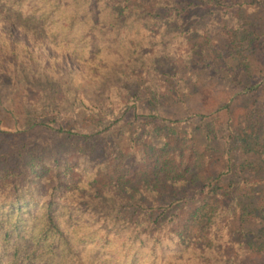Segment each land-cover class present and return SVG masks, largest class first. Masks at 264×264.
<instances>
[{
  "label": "trees",
  "instance_id": "trees-1",
  "mask_svg": "<svg viewBox=\"0 0 264 264\" xmlns=\"http://www.w3.org/2000/svg\"><path fill=\"white\" fill-rule=\"evenodd\" d=\"M164 1L169 3H156L154 12L150 0H0V72L7 62L21 58L41 61L48 70L53 55L78 62L82 77L95 82L114 69L122 54L127 67L123 76H142L151 67L164 68L165 62L173 67L168 47L159 44L168 30L193 38L195 64L211 70L226 66L223 57L239 53L230 21L222 29L224 45L218 53L207 29L197 23L211 17L212 6L227 14L224 3ZM251 1L256 6L238 0L233 7L258 8L261 3ZM199 8L206 10L196 21L192 12ZM152 18L161 19L159 39H150L142 27V35L132 40L127 22L137 19L148 26ZM175 19L178 24L169 25ZM8 29L22 38L14 39ZM104 30L115 32V47L114 41L107 46L101 40ZM135 61L140 72L131 68ZM243 68L227 71L241 93L254 99L234 122L227 103L215 110L226 115L220 156L201 155L192 133H179L174 121L153 114L144 115L153 118L145 122L152 123L145 130L151 138L137 147L139 138L108 148L94 131L37 120L29 129L44 125L65 142L57 147L22 142L18 147L11 135L19 128L0 126V264H264V203L247 205L244 185L249 181L236 184L230 178L242 171L241 165L237 170L232 142H245L248 123L256 118V97L264 91V76L241 83ZM169 69L162 74L174 76ZM184 74L178 84H187L186 69ZM209 126L203 130L204 144L212 152L211 135L217 129L215 123ZM233 217L239 223L257 221L260 232L233 229Z\"/></svg>",
  "mask_w": 264,
  "mask_h": 264
},
{
  "label": "rangeland",
  "instance_id": "rangeland-1",
  "mask_svg": "<svg viewBox=\"0 0 264 264\" xmlns=\"http://www.w3.org/2000/svg\"><path fill=\"white\" fill-rule=\"evenodd\" d=\"M214 1L216 5L224 3L230 11L227 14L219 13L217 7L212 6L214 13L211 17L199 21L196 17L206 9H194L192 13L195 15L194 20L207 29L206 34L209 33L212 38L210 45L217 53L224 45L225 35L222 29L226 22L230 21L235 26L239 53L223 57L225 67H218L216 71L211 70L209 66L204 67L203 63L195 64L194 59L197 55L191 52L194 39H186L188 35L183 33L174 36L169 32L173 30L167 31L165 39L160 35L159 41L161 47H168V58L173 67L169 69L168 62H165L164 68L159 66L157 70L151 67L147 72L144 71L142 76L134 73L123 76L127 67L122 54L118 56L119 60L114 64V69L103 80L99 81L97 76L95 82L86 76L82 77L79 73L80 65L70 57L65 61H59L56 56H50L52 67L48 70L41 61L21 58L18 63L7 62L4 65L5 71L0 72V126L6 129L19 128V133L11 135L12 141L18 147L22 142L27 145L45 143L53 147L65 142V137H57L53 130L45 128L44 125L37 124L29 129L36 120L48 122L51 126L59 123L76 124L80 131H94L99 137H103L102 145L108 148L115 145L128 146L132 138H139L140 142L135 143L137 147L142 141L151 138L145 130L152 123L145 122L153 118L151 116L146 118L144 115L153 114L174 121L171 125L179 133H192L201 155L220 156L224 149V142L220 137L227 128L224 124L226 115L223 111L216 113L215 110L227 103L234 122L254 99L241 93V88L232 80L227 68L244 67L239 74L242 84L252 83L264 76V0H259L261 3L257 5L258 8H251L246 4L233 7L238 0ZM239 2L256 6L251 0ZM156 3L163 4L169 1L150 0L151 11H156L154 9ZM231 12L235 17L231 16ZM150 21L148 26L145 25V21L137 19L127 22L128 26L131 25L127 33H131L132 40L136 41L138 36L142 35V27H146L143 29L150 39H159L161 19L152 18ZM177 24L176 19L169 23ZM187 28L185 26V29ZM8 30L14 39L22 38L17 30ZM100 37L107 46L110 40L114 41L112 47L117 44L115 32L109 33L104 30ZM248 39L252 42L249 43ZM200 40L202 41V38ZM51 53L53 52L49 51L48 55ZM191 55L194 57L191 58ZM108 60L114 63L109 57ZM213 62L215 64L217 60ZM131 68L139 71V63L135 61ZM165 69L171 70L174 76L163 75L162 71ZM184 69L187 70V84L182 82L178 84V80L185 75ZM263 99L264 91L260 97H256L254 105L256 118L248 123L245 142H238V139L232 142L235 146L232 155L238 166L237 170L241 165L242 171L240 173L235 171L230 178L236 184L245 179L249 181L248 185H244V190L248 192L244 202L251 206L264 203ZM200 116L206 118L201 119ZM212 123L216 125L217 134L214 132L211 135L210 146L213 149L211 152L208 150L211 148L207 149V144H204L203 130L209 129V124ZM256 180L258 183L252 184V181ZM231 211L235 213L233 208ZM230 221L233 229L253 231L257 234L260 232V223L257 221L245 218L239 223L234 217ZM261 262H264V257Z\"/></svg>",
  "mask_w": 264,
  "mask_h": 264
}]
</instances>
